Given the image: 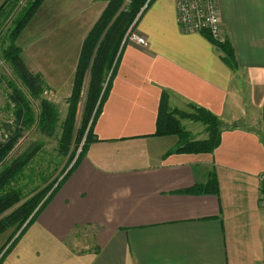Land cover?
I'll list each match as a JSON object with an SVG mask.
<instances>
[{"label":"crops","instance_id":"crops-1","mask_svg":"<svg viewBox=\"0 0 264 264\" xmlns=\"http://www.w3.org/2000/svg\"><path fill=\"white\" fill-rule=\"evenodd\" d=\"M218 5L234 67L181 30L175 0L142 12L146 43L127 38L96 140L0 264H264V0ZM164 93L223 121L213 152L155 134Z\"/></svg>","mask_w":264,"mask_h":264},{"label":"trees","instance_id":"trees-1","mask_svg":"<svg viewBox=\"0 0 264 264\" xmlns=\"http://www.w3.org/2000/svg\"><path fill=\"white\" fill-rule=\"evenodd\" d=\"M22 1L6 0L0 6V58L13 74L6 81L11 89L7 107L13 119L6 124V137L0 141V236L10 230L12 232L0 249V260L35 221L57 188L74 170L88 144L94 141V125L116 72L127 41L126 35L153 0H129L127 4L126 0H108L83 41L64 119L60 118L56 104L46 97L47 88L42 75L31 70L23 57V48L18 44V38L45 0ZM8 21L10 24L5 28ZM215 44L224 53V60L234 67L231 47L227 43ZM166 95L163 94L160 104L155 134L177 135L180 140L177 152H213L220 142L223 121L210 111L192 104L193 113L171 108ZM185 118L203 123L208 136L193 138L182 124ZM34 133L57 137L58 153L68 155L69 162L60 175L27 190L21 183L22 179L45 143L36 139L26 150L17 152L16 149L26 136Z\"/></svg>","mask_w":264,"mask_h":264},{"label":"rangeland","instance_id":"rangeland-1","mask_svg":"<svg viewBox=\"0 0 264 264\" xmlns=\"http://www.w3.org/2000/svg\"><path fill=\"white\" fill-rule=\"evenodd\" d=\"M128 1L126 0L125 4ZM107 2L108 0H45L34 19L18 38V44L23 48L25 60L35 71L42 73L47 88L45 95L56 104L61 119H64L67 113L68 97L72 88V73L79 49ZM9 24L10 21L7 22L5 28ZM132 32L129 30L126 37L128 38ZM63 70L65 73L67 70L65 76H63L64 72L62 75ZM11 77H13L12 70L0 58V141L6 137L8 130L6 124L11 123L13 119L12 112L7 107L11 89L6 81ZM178 110L193 113L190 106H184ZM78 114V122H80L81 109ZM183 125L190 131L193 138L206 135L205 126L201 122L185 118ZM36 139L42 140L45 144L31 162L22 179L21 183L27 187V190L42 185L45 180L57 177L65 170L69 162L68 155L58 153L57 137H48L38 133L26 136L16 151L26 150ZM11 232L10 230L0 236V249ZM8 246L5 247L4 252Z\"/></svg>","mask_w":264,"mask_h":264},{"label":"built area","instance_id":"built-area-1","mask_svg":"<svg viewBox=\"0 0 264 264\" xmlns=\"http://www.w3.org/2000/svg\"><path fill=\"white\" fill-rule=\"evenodd\" d=\"M178 21L184 33H205L216 43H225L218 0H175ZM129 39L145 44L146 39L132 32Z\"/></svg>","mask_w":264,"mask_h":264}]
</instances>
